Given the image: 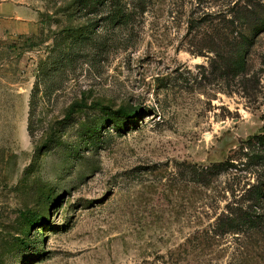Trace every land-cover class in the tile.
Here are the masks:
<instances>
[{
    "label": "rangeland",
    "instance_id": "obj_1",
    "mask_svg": "<svg viewBox=\"0 0 264 264\" xmlns=\"http://www.w3.org/2000/svg\"><path fill=\"white\" fill-rule=\"evenodd\" d=\"M0 2V264H264V0Z\"/></svg>",
    "mask_w": 264,
    "mask_h": 264
},
{
    "label": "crops",
    "instance_id": "obj_2",
    "mask_svg": "<svg viewBox=\"0 0 264 264\" xmlns=\"http://www.w3.org/2000/svg\"><path fill=\"white\" fill-rule=\"evenodd\" d=\"M14 11L16 12V9H14V6H12L10 3L0 2V16L2 15L3 17L10 18L13 15Z\"/></svg>",
    "mask_w": 264,
    "mask_h": 264
},
{
    "label": "trees",
    "instance_id": "obj_3",
    "mask_svg": "<svg viewBox=\"0 0 264 264\" xmlns=\"http://www.w3.org/2000/svg\"><path fill=\"white\" fill-rule=\"evenodd\" d=\"M88 0H80V2H87ZM112 1H114V0H112ZM259 27V26H258ZM264 30V22H263V24H261L260 25V28H257V29H255L254 30V33H256V32H259V31H263ZM260 138H262V139H264V136H259Z\"/></svg>",
    "mask_w": 264,
    "mask_h": 264
}]
</instances>
